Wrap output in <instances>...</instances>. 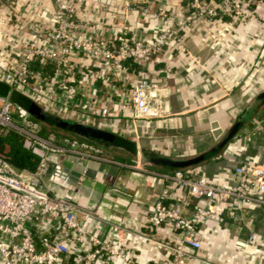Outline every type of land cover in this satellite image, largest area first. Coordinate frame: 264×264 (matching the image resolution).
<instances>
[{"label": "built area", "instance_id": "1", "mask_svg": "<svg viewBox=\"0 0 264 264\" xmlns=\"http://www.w3.org/2000/svg\"><path fill=\"white\" fill-rule=\"evenodd\" d=\"M46 1L49 6L43 10L36 0H9L4 14L5 22L21 32L1 34L0 67L9 90L0 105V134L18 132L38 153V161L34 169L17 168L9 161L8 150H0L3 263L91 264L113 257H119L123 264L208 262L198 253L202 244L198 232L221 213L228 215L229 226L243 227L242 234L234 239L237 246L258 242L264 252V222L251 214L264 208V123L256 116L251 129H240L232 137L245 154L231 147L219 153L236 161L231 168L220 165L209 176L205 170L189 167L157 171L141 165L163 181L149 222L154 226L168 223L176 235L164 240L139 233L165 249L169 257L162 262H138L118 242L88 231L76 205L44 182L51 156L75 155L84 174L86 159H106L101 145L77 134L40 133L39 125L28 119L30 112L12 96L20 91L49 112L91 124L95 119L121 115L135 128L138 121L170 115L171 85L166 79L144 76L145 68L170 43L182 49L198 19L258 18V0H218L215 4L181 0V14L168 1H159L156 8L149 0H105L91 8L86 6L87 0ZM135 10L176 21H165L143 34L130 18ZM129 63L134 66V76H130ZM82 213L97 217L93 211Z\"/></svg>", "mask_w": 264, "mask_h": 264}, {"label": "crops", "instance_id": "2", "mask_svg": "<svg viewBox=\"0 0 264 264\" xmlns=\"http://www.w3.org/2000/svg\"><path fill=\"white\" fill-rule=\"evenodd\" d=\"M36 1L43 10L49 6L46 0ZM104 1L87 0L86 6L91 8ZM149 1L153 8L158 6L159 1H168L175 11L182 13L181 0ZM207 1L215 4L218 0ZM8 5L9 0H0V40L4 32L8 36L21 32L4 20ZM255 6L259 11L258 18L227 16L224 20L210 22L196 20L182 49L176 43H170L145 68L144 76L163 78L171 85L172 114L138 121L135 128L127 117L121 115L96 121L92 119V122L95 121L92 124L88 122L104 129H117V134L130 141L128 147L97 143L103 148L102 154L106 159H86L84 174L83 166L76 162L75 155L51 156L45 184L76 205L81 222L88 231L118 242L138 262H162L169 257L165 249L139 233L152 234L164 240H172L176 235L168 223L154 226L149 222L151 208L163 181L151 170L141 168V165L157 171H170L174 169L173 163L165 164L154 158L165 156L177 161L209 150L220 138L214 139L210 134L211 123L218 121L224 131L227 130L251 108L248 107L249 103L264 89V0H258ZM88 16L92 17V13ZM130 18L143 34L151 33L166 21L136 10L130 14ZM175 21L169 18L166 22ZM129 65L130 76H134V66ZM8 90L9 83L2 78L0 67V105L2 96ZM12 96L23 107L29 100L20 91H14ZM246 107L248 109L239 114ZM256 111L251 110L254 114ZM226 147L245 154L237 140L231 139ZM0 150H9V145ZM219 155L189 168L205 170L211 176L220 165L227 168L234 166V159ZM57 167L66 174L60 178L65 184L55 180ZM74 170L79 176L77 182L72 184L68 178ZM83 210L93 211L97 217L84 214ZM228 220V215L221 213L207 225L201 226L198 234L202 244L198 253L208 262L190 260V264H264V252L258 248V242L247 247L235 244L234 239L242 234L243 227L229 226ZM107 221L121 224L131 231L119 229ZM41 226L44 227V223ZM0 264H4L1 258ZM91 264L123 263L119 257H113Z\"/></svg>", "mask_w": 264, "mask_h": 264}, {"label": "water", "instance_id": "3", "mask_svg": "<svg viewBox=\"0 0 264 264\" xmlns=\"http://www.w3.org/2000/svg\"><path fill=\"white\" fill-rule=\"evenodd\" d=\"M255 103V106L252 108V111L258 110L261 105L264 103V89L258 92L252 101L249 103L248 107H250L252 104ZM243 109L239 111V114L242 113L243 111L247 110ZM33 114L42 122L55 125L61 129H65L67 131L74 132L75 134L82 136L86 139H89L93 142L105 145V146H123V147H128L130 144V141L127 140L125 137L121 136L120 134H117L116 132L97 127L85 122L81 121H74L71 119H67L64 117H61L59 115H56L52 112H49L43 108H40L38 111H33ZM236 129V126H233L227 133L226 135L213 147H211L209 150L204 151L203 153H200L194 157L187 158L184 160H177L174 161L170 157H165V156H159L155 157L154 160L158 162H162L165 164H190V163H197L199 161H202L203 159L209 157L212 155L214 152H216L219 147L228 139L232 134L234 133ZM224 129L219 125L218 121H213L211 123V129L210 132L214 137H219L223 133ZM56 178L55 180L65 184L60 178L65 177V172L61 169H57L55 171ZM79 173L77 171H72L70 177L68 178V182L75 184L77 182ZM253 216L256 217L257 220L264 222V208L258 209L257 212H252L251 213Z\"/></svg>", "mask_w": 264, "mask_h": 264}, {"label": "trees", "instance_id": "4", "mask_svg": "<svg viewBox=\"0 0 264 264\" xmlns=\"http://www.w3.org/2000/svg\"><path fill=\"white\" fill-rule=\"evenodd\" d=\"M24 106H28L31 112L33 111H38L41 107L36 103L31 101L30 99L27 100L26 103H24ZM255 106V103L251 105V108L247 110V112L243 113L241 116H239L233 124L223 132L221 137L218 139V141L215 143L217 144L225 135L226 133L233 127L236 126V129L232 136L228 138L220 147L219 149L214 152L212 155L209 157L203 159L202 161H199L197 163H190V164H174L173 167L175 168H185L189 166L196 165L200 162L206 161L210 157L219 154L223 151L225 146L230 142L232 137L245 125L247 124L251 116L254 114L251 112L252 108ZM6 145H9V150H8V155H9V161L15 165L17 168H29V169H34L36 164H37V158H38V153L35 151V149L26 143L24 140L23 136L20 135L18 132L14 130H9L8 133L6 134H0V148L3 149ZM194 157V156H193ZM191 158V157H188ZM187 159V158H184ZM180 159V160H184Z\"/></svg>", "mask_w": 264, "mask_h": 264}, {"label": "rangeland", "instance_id": "5", "mask_svg": "<svg viewBox=\"0 0 264 264\" xmlns=\"http://www.w3.org/2000/svg\"><path fill=\"white\" fill-rule=\"evenodd\" d=\"M26 110L29 111L30 113L28 114V119L30 121H32V123H37L39 125V131L40 133L44 134V135H47L48 133H51V132H56V133H70V134H75L74 132H71V131H67L65 129H61L55 125H51V124H47V123H44L42 122L41 120L40 121H37L38 118L37 117H33L35 115H33V113L31 112V110L29 109L28 106H25ZM254 116H256V118H259V122L261 123H264V103L261 105V107L255 112ZM255 125V120L253 118L250 119V121L245 124L241 130H249L251 129V127H253ZM210 132V131H209ZM210 134L212 135V133L210 132ZM222 135V134H221ZM212 137L215 139V137L212 135ZM221 137V136H220ZM217 139V138H216ZM216 141V140H215Z\"/></svg>", "mask_w": 264, "mask_h": 264}]
</instances>
